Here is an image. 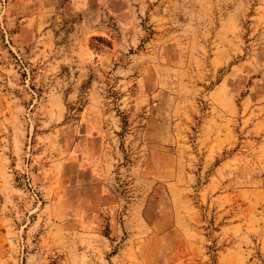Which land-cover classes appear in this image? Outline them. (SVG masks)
Wrapping results in <instances>:
<instances>
[{"label": "rangeland", "instance_id": "374dc122", "mask_svg": "<svg viewBox=\"0 0 264 264\" xmlns=\"http://www.w3.org/2000/svg\"><path fill=\"white\" fill-rule=\"evenodd\" d=\"M84 6L0 0V264H264V0Z\"/></svg>", "mask_w": 264, "mask_h": 264}, {"label": "crops", "instance_id": "0c3cea01", "mask_svg": "<svg viewBox=\"0 0 264 264\" xmlns=\"http://www.w3.org/2000/svg\"><path fill=\"white\" fill-rule=\"evenodd\" d=\"M71 3H72V13L73 14H77V13H83L85 10H86V7L84 6V0H71ZM82 167V170L84 171V173H90L92 169H95L96 168V164L92 165H86V162H84V166H78V168H81ZM72 183H75L77 181H71ZM100 235L99 234H94V235H91L90 239L91 238H96V237H99Z\"/></svg>", "mask_w": 264, "mask_h": 264}]
</instances>
